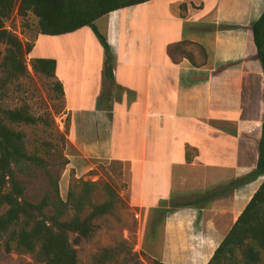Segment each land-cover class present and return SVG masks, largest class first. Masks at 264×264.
Wrapping results in <instances>:
<instances>
[{"label":"crops","instance_id":"obj_1","mask_svg":"<svg viewBox=\"0 0 264 264\" xmlns=\"http://www.w3.org/2000/svg\"><path fill=\"white\" fill-rule=\"evenodd\" d=\"M263 10L264 0H150L113 11L94 22L107 63L86 26L32 43L34 58L55 61L76 177L118 162L128 206L160 216L163 264H206L263 180L233 184L257 161L264 81L249 28Z\"/></svg>","mask_w":264,"mask_h":264},{"label":"trees","instance_id":"obj_2","mask_svg":"<svg viewBox=\"0 0 264 264\" xmlns=\"http://www.w3.org/2000/svg\"><path fill=\"white\" fill-rule=\"evenodd\" d=\"M148 1L0 0V42L6 46L3 61L14 73H23L26 70L24 57L31 52V47H25L14 34L4 28L5 20L14 9L21 16L30 12L37 19L40 35L58 36L85 26L90 28L104 51L107 63L110 60L109 46L94 22L113 11ZM249 30L264 81V10ZM187 58L193 64L191 57ZM31 68L36 73L53 78L55 61L34 58L31 60ZM104 74L111 77L110 66L105 68ZM56 88L62 93L60 83H56ZM5 118L12 124L35 123V119L24 109L7 111ZM46 165L43 159L25 152L23 133L0 121V242L3 236H7L9 244H13L15 249L33 255L43 264H77L73 244L91 236L94 230L92 220L108 213L120 202V198L105 183L101 189L106 199L94 203L92 197L100 188L99 184L80 180L69 189L66 203L59 197L57 184L54 185L55 196L52 202L46 197L37 204L29 203L24 198V187L16 175L21 173L24 166L45 169ZM258 177H263L258 189L206 264H264V109L255 168L233 184L243 185ZM47 207H52L50 215L44 213ZM66 210L74 213L69 219L64 218ZM82 212L88 214L81 217ZM70 234L75 236L72 242L69 240ZM107 252L104 251L105 254ZM152 264L163 263L153 260Z\"/></svg>","mask_w":264,"mask_h":264},{"label":"rangeland","instance_id":"obj_3","mask_svg":"<svg viewBox=\"0 0 264 264\" xmlns=\"http://www.w3.org/2000/svg\"><path fill=\"white\" fill-rule=\"evenodd\" d=\"M4 28L14 34L25 47H31L38 34L37 19L30 12L25 16L18 15L15 9L5 20ZM45 39L42 38L43 43L48 41L55 44ZM5 49L6 46L0 42V121L23 133L24 150L27 154L38 156L47 163L45 169L24 166L21 173L16 175L24 187L25 200L37 204L47 197L52 202L55 196L54 185L57 184L59 197L66 203L69 189L84 179L83 181L99 184L100 188L92 199L94 203H101L106 199L101 187L105 183L109 184L119 195L120 202L108 213L92 220L94 230L91 236L73 244L77 264H152L153 260H158L160 228L156 225L160 216H143L142 210L128 206L124 195L126 180L124 181L123 174L126 171L121 169L118 162L94 161L95 169L86 173L83 179L76 177L74 165L78 155L72 145L73 138L70 139L69 136L70 117L66 114L62 93L56 88L57 82L33 71L31 60L34 56L31 52L24 57L26 70L14 73L3 61ZM183 50L184 47L178 46L171 53ZM39 52L40 49L35 54ZM176 58L175 55L173 59ZM14 109H24L35 119V123H9L5 113ZM188 153L190 158L195 155L194 150H189ZM172 203L179 205L182 201ZM88 212H82L80 216H86ZM44 213L50 215L52 207H47ZM73 215L72 211L66 210L64 218L69 219ZM144 217H151V220H145ZM74 237L70 234L69 240L72 242ZM8 240L7 236L1 238L0 264H43L33 255L15 249ZM105 250L108 251L107 254L104 253Z\"/></svg>","mask_w":264,"mask_h":264}]
</instances>
